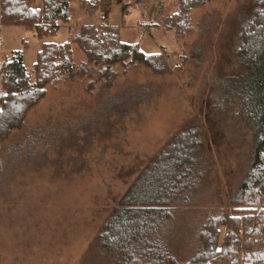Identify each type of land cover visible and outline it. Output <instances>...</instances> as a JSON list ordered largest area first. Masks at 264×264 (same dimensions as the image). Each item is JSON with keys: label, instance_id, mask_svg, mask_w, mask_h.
Returning <instances> with one entry per match:
<instances>
[{"label": "rangeland", "instance_id": "obj_1", "mask_svg": "<svg viewBox=\"0 0 264 264\" xmlns=\"http://www.w3.org/2000/svg\"><path fill=\"white\" fill-rule=\"evenodd\" d=\"M253 1L210 0L179 30L169 23L178 0H98L92 14L70 0L68 27L59 23L46 40L0 27V60L21 50L28 70L43 42L75 33L82 10V23L113 25L121 41L159 52L167 65L154 73L135 61L115 65L103 81L74 76L45 86L25 127L0 144V264H116L96 251L93 236L147 161L188 123L196 124L209 170L163 234L183 260L197 250L202 223L227 212L251 159L253 130L235 75ZM72 57L85 58L74 45Z\"/></svg>", "mask_w": 264, "mask_h": 264}, {"label": "trees", "instance_id": "obj_2", "mask_svg": "<svg viewBox=\"0 0 264 264\" xmlns=\"http://www.w3.org/2000/svg\"><path fill=\"white\" fill-rule=\"evenodd\" d=\"M35 1L0 0V27H25L46 40L59 23L70 22V0H41L40 7H34ZM208 1L178 0L170 25L179 30L188 13ZM81 3L92 14L98 0ZM253 5L240 28L235 75L253 130L252 152L228 201L230 215L222 211L207 216L197 237L200 245L186 260L172 251L163 234L176 207L205 183L209 170L196 124L188 123L147 161L93 236L96 251L116 264H264V0ZM73 45L85 57L79 64L72 57ZM135 61L154 73L167 71L159 52L144 53L137 44L121 41L117 28L107 25H81L66 42H43L32 70L23 51H13L0 60V144L25 127L26 113L44 97L47 84L74 76L103 81L115 74V65L127 68Z\"/></svg>", "mask_w": 264, "mask_h": 264}, {"label": "crops", "instance_id": "obj_3", "mask_svg": "<svg viewBox=\"0 0 264 264\" xmlns=\"http://www.w3.org/2000/svg\"><path fill=\"white\" fill-rule=\"evenodd\" d=\"M34 7H37L35 4H34ZM80 14V21H81V25H94V24H85V23H82L83 22V17L85 16V11H83L82 10V12L81 13H79ZM105 16H106V14L105 13H103ZM100 19V18H99ZM105 21H107V16H106V20ZM99 25V24H98ZM98 25H95V26H98ZM101 25H107V26H113V25H110V24H101ZM59 27L61 26L60 24L58 25ZM66 26L68 27V24H66ZM35 32V31H34ZM35 36H36V32H35ZM29 41V40H28ZM42 42V41H41ZM40 50V48L37 50V52ZM36 52V53H37ZM23 60H24V57H23ZM25 62V61H24ZM25 65H26V63H25Z\"/></svg>", "mask_w": 264, "mask_h": 264}, {"label": "built area", "instance_id": "obj_4", "mask_svg": "<svg viewBox=\"0 0 264 264\" xmlns=\"http://www.w3.org/2000/svg\"><path fill=\"white\" fill-rule=\"evenodd\" d=\"M100 19L103 20V21H105L106 20V16L104 14H102L100 16ZM53 32L56 33V31H53ZM163 52L167 54V50L165 48H163Z\"/></svg>", "mask_w": 264, "mask_h": 264}]
</instances>
